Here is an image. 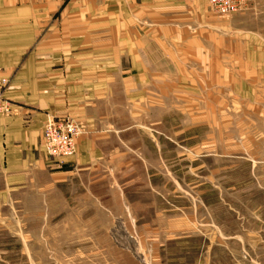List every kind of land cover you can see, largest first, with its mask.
<instances>
[{
    "label": "rangeland",
    "instance_id": "1",
    "mask_svg": "<svg viewBox=\"0 0 264 264\" xmlns=\"http://www.w3.org/2000/svg\"><path fill=\"white\" fill-rule=\"evenodd\" d=\"M214 15L236 18L263 70L264 0ZM227 64L161 65L159 81L128 82L127 96L118 82L94 113L66 115L95 158L0 197V264H264V80Z\"/></svg>",
    "mask_w": 264,
    "mask_h": 264
},
{
    "label": "crops",
    "instance_id": "2",
    "mask_svg": "<svg viewBox=\"0 0 264 264\" xmlns=\"http://www.w3.org/2000/svg\"><path fill=\"white\" fill-rule=\"evenodd\" d=\"M232 19L225 25L208 0H0V62L14 107L0 115V197L52 187L95 158L84 135L76 157L55 171L44 124L48 115L94 113L118 82L127 96L128 82L159 81L161 65L223 73L226 63L240 81L264 80L261 64L245 61L248 43L234 36L240 28Z\"/></svg>",
    "mask_w": 264,
    "mask_h": 264
},
{
    "label": "built area",
    "instance_id": "3",
    "mask_svg": "<svg viewBox=\"0 0 264 264\" xmlns=\"http://www.w3.org/2000/svg\"><path fill=\"white\" fill-rule=\"evenodd\" d=\"M211 10L218 16L230 15L248 8L250 0H208ZM10 84L0 62V115L14 114L13 104L6 98ZM84 133L83 126L71 117H48L43 128L44 147L49 157L60 160L77 153V143Z\"/></svg>",
    "mask_w": 264,
    "mask_h": 264
}]
</instances>
